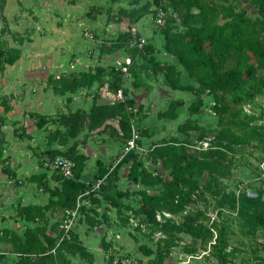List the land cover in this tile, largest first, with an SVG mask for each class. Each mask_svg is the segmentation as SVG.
I'll return each instance as SVG.
<instances>
[{"label": "trees", "instance_id": "obj_1", "mask_svg": "<svg viewBox=\"0 0 264 264\" xmlns=\"http://www.w3.org/2000/svg\"><path fill=\"white\" fill-rule=\"evenodd\" d=\"M183 1L197 8L198 12L186 11L185 18L182 20V26L184 27L182 31H174L176 23L171 18L167 19L168 16H166L163 25L157 26L158 33L164 38L163 50L169 56L175 58L182 71L175 65L158 61L153 56L156 49H154L152 44H145L142 49L131 48L129 42L134 37L131 33H126L121 36V45L107 47L104 50L109 53L116 48H126L130 52L131 64L126 65L124 69L100 65L90 71L62 75L52 80L49 85L52 86L56 94L73 92L82 87L91 88L94 84L98 83L99 87L106 86L107 91L114 95L121 90L124 98L123 101L116 100L111 104L94 103L89 112H84L81 109L63 115L62 124L68 128L67 137L76 138L83 130L93 132L102 129L97 134L105 133L108 128H111L116 133V139L124 147L132 137V121L137 116H140L141 111H143L140 108L138 110L135 109L134 102L126 98L124 75L128 73L133 78L132 84L134 87L148 90L147 84L143 79V73L147 68L165 70V83L174 90H189L191 86H194L192 83L194 82V89L200 94L205 92L221 94L223 101L222 104H219V113L224 118L227 116L238 117L235 122L237 125L251 128L252 122L264 117V115L260 117L245 115L243 110L244 105L254 102L255 99L260 98L263 94V90L257 84L255 76L258 67L264 68V18L253 19L244 11H235L234 6L230 4V0ZM250 1L264 16V0ZM165 2L166 0H153L156 7L152 13V17L155 14V10L159 7H162L166 11ZM4 4H6V0H0V19L2 21V28L0 29L1 73L5 71L7 66H12L19 61L22 56L20 50L11 48L8 40L3 38L9 35L12 38L19 39V34L10 29L8 20L4 14ZM149 14L150 12L146 8H137L130 12L129 16L137 21ZM137 59H140L141 62H137ZM183 75H186L192 82L190 84L183 83L180 79ZM179 101H172L171 104ZM200 105H202V100L199 98L188 107L189 118L178 126L179 129H182L187 123H192L190 119L197 113V108ZM214 106L218 105L214 103ZM5 111L7 112L6 108ZM164 113L162 112L159 115L160 118L168 116ZM215 114H217L216 111ZM45 118L40 116L41 121H38L39 126L46 125L48 121ZM174 118H176V115L172 114L170 119ZM112 120L118 121L117 129L108 124ZM3 121L4 117H0V160L3 155L2 144L4 139L1 132ZM192 124L194 128H200L196 124ZM253 125H256L255 128L259 127L258 129L262 133L264 132V124ZM198 138L200 140L194 143L198 144L200 141L212 139V136L208 134V131L205 132L203 130V133ZM218 138L221 141L227 139L237 143H248L247 139L239 136L233 138L224 131L220 132ZM173 139L158 144L155 150L162 160L164 167L169 170V180H164L163 182L166 188L165 194L162 196L145 195L142 198L144 213L146 214V218L150 220L155 219L156 210L160 207V203L165 204L166 206L163 207L172 213L185 211L194 193L202 191L201 182L206 172L215 166L224 164L226 150L223 148L211 149L212 147L210 146L207 149L191 151L190 146L193 141L188 140V137L180 141H177L175 138ZM262 150L261 162L264 160V146ZM137 153L139 152L131 151L113 168L112 166L110 168L105 166L102 160H98V169L93 176L92 185L98 180H103V185L97 193L89 194L94 197L92 201L96 204L97 209L103 203H106V205L111 209H115L121 215V201L127 196V192L118 188V171L123 164L131 163L128 178L132 183H137L141 174L135 171L142 165V162L134 155ZM43 154L45 155L44 158L48 157L51 160L63 155V157L68 158L74 163L72 177H63L58 172L53 174L55 179L60 183V188L51 191L50 194L53 198L52 202L60 208L63 216L66 210L75 208L80 196V201H85L87 198V196L82 195L90 189V186L89 183L82 180V173L88 158L78 151V143L76 142L66 151L49 149ZM1 164L5 168L3 160ZM5 172L11 173L6 169ZM258 173L260 175L259 171ZM247 177L249 176L245 175V178ZM245 178L239 180L237 185L246 180ZM39 179V183L44 185L42 178ZM44 187L46 186L44 185ZM46 189L48 190V188ZM260 190H257L259 193L257 199H250L245 195H239L242 196L240 213L250 219L255 227H261L264 230V198L260 195ZM171 201H176V205L172 210L169 209ZM33 209V206H29L27 214L33 213ZM94 211V209L87 210L84 202H82L80 214L86 213L88 215L85 216L87 219L85 218L83 221L89 227L98 224L96 222L98 220L96 216L98 213ZM108 211L106 210L107 213ZM104 216L108 220L107 215L105 214ZM104 224L107 226L106 222ZM212 229L217 233L216 244L212 245L213 254L220 264H230V258L234 254L228 251L230 229L224 222L215 221L211 227L188 229L187 233L207 242L213 238ZM38 233L39 230L37 229H28L22 247L13 241L16 252L20 254L17 264H69L71 258L68 257V254L73 257L76 253L86 258L90 264L93 263L95 259L94 255L84 248L74 230L70 232L69 238L60 241L64 235L61 225H57L56 237L50 239L47 245H44L40 241ZM4 234L8 236L9 232L0 230V238ZM16 239L20 241L19 238ZM162 242L163 240H160V243ZM160 243L158 244V248L160 247ZM147 252L153 253L152 250H148ZM161 258L162 255L156 253L154 260H160ZM153 261H150L149 264L154 263ZM107 264H112V261H108Z\"/></svg>", "mask_w": 264, "mask_h": 264}, {"label": "rangeland", "instance_id": "obj_2", "mask_svg": "<svg viewBox=\"0 0 264 264\" xmlns=\"http://www.w3.org/2000/svg\"><path fill=\"white\" fill-rule=\"evenodd\" d=\"M16 1L17 0H14V2ZM27 1L32 4L37 2V0ZM44 1L45 5L47 2L51 4L49 6L50 11L52 5L59 4V2L66 7V11L70 7H68V0H55V2L54 0ZM72 1H77L76 3L78 4L82 2L83 4H80V6L83 16H88L90 19L97 22L94 25L96 27H77L76 24L78 23L76 22L73 33L80 44L85 45V47H93V52L96 51L98 56H101L107 47L117 46L118 44L121 45V36L126 33H131L128 31L127 25L134 24L136 20L129 16L130 12L137 8H146V10L150 12L149 16L146 17L150 19L156 7L153 0H103L99 2L100 7L99 5L96 7L95 4L90 3L93 0H88V2L87 0H69V2ZM164 4L168 16L167 19L171 18L176 23L174 25V31L176 32H180L184 29L182 20L185 18L186 11L198 12L197 8L188 5L187 2L183 0H166ZM230 4L234 6L235 11H244L253 19L264 18L262 12L255 7L250 0H230ZM32 8L33 7L24 9L22 12L18 10V7L16 9L17 13L20 15L25 13L22 16L23 23L28 22L24 24V29L17 31L12 30L10 27L11 31L19 34V39L12 38V36L9 35L3 37L8 40L11 48L20 50L21 53H23L21 48L33 42L34 39L36 22L34 16L35 11H33ZM5 11L4 8V14ZM44 16L46 20H50L49 22H51L52 19H57V17L52 14L44 13ZM11 21L14 26L16 24L18 27H21L19 18L15 19L13 16L11 17ZM8 23L9 26H11L9 21ZM1 28L2 21L0 19V29ZM14 28H16V26ZM158 31L159 30L155 29V33H158ZM40 32L43 34L44 31H39V33ZM133 37L135 38L137 36L133 35ZM162 39L163 49L164 38ZM95 42H98L97 47ZM114 50L124 51L128 55L130 53L126 48H116ZM50 53L51 51L49 53L47 52L46 56ZM46 58L47 57H44L42 63L39 65L44 71H46L49 62ZM95 68L96 67L91 68L88 71ZM160 71L162 74H166L165 70L160 69ZM56 78V75H49L46 80V85L50 86L51 90L53 88L49 84ZM180 79L183 83L190 84V82H192L186 75L181 76ZM255 80L257 84L261 86L263 94L254 101L256 103L254 104L253 111L258 115L251 116L260 117L264 115V68H257ZM192 83L194 86H189L190 89L186 90L187 93H185L184 100H180L175 104H171L172 101H170L169 104L159 112V115L162 114V112L168 115L165 116L166 118H160L164 119L163 121L166 122V124L158 125L155 121L147 124L140 122L144 117V111H141L140 116H137L132 121V125L140 133L139 143L142 151H137L139 153L134 155L142 162V165L135 171L141 175L137 183H132L129 178H126L124 181L125 175L122 173L120 184H123L122 190L127 192V196L121 201V215L118 214L115 209H111L106 203H103V205L97 209L96 204L92 201L94 197L89 195L92 194L93 177L87 178L90 189L86 192H89L85 195L87 196L86 200H81V203L84 202L87 210L90 211L94 209V212L98 213L96 215L98 217V220H96L98 224L92 227H89L86 223L83 224L87 230L93 232L99 231V226L103 225L104 222L107 224V228H105L106 232L105 229H103L104 233H102L101 236L99 235L100 237L93 241V245L90 246V249L97 257L96 259L94 256L95 259L92 264H107L110 260L112 264L115 261L121 264V262L125 260L131 261L134 264H149L150 261L154 260L156 253L162 255V258L160 260H154L152 264H220L213 254V239L205 242L201 238H195L193 235L187 233L188 229L210 227L212 216L215 217L216 215L219 220L224 222L230 229L228 251L234 254V256L230 258V264H264V230L261 227H255L250 219L240 213L242 196L239 195L243 194L240 193L237 195V182L247 175L249 177L242 181L244 186L247 188H255V190L261 189L260 195L264 198V177L260 178V175H258L259 164L261 163L263 153L262 147L264 146V132L262 133L261 130L258 129L259 127L255 128L256 125H253L264 124V121L260 123L261 120H264V117L258 121L252 122L250 125L251 128H247V126L244 125H237L235 122L238 117L227 116L224 118L221 113H219V104H222L223 101L221 94L206 92L200 94L194 89L195 83ZM94 87L95 90H98L96 95L99 96V84H94ZM20 89L21 87L18 89L19 92H21ZM199 98L202 100V105L198 106L197 113L193 115L190 120L200 128H194L192 123H187L182 129H179L178 126L186 122L189 118L188 107ZM214 103L218 106L215 107ZM90 108L91 106L87 105L86 109L79 108L78 110L82 109L84 112H89ZM6 109L8 110V108ZM215 111L217 114L214 113ZM148 112L151 113V111ZM67 114H70V112ZM172 114H175L176 118L170 119ZM63 115L58 114L57 116L59 117L57 119H52L53 124L50 126V129L47 130V138L54 136L56 137V141L57 138H61L60 142H63L62 138L66 136L68 131V128L62 124ZM179 115H183L184 118L178 125L175 119H177ZM1 117H3V115H1ZM35 118L41 121L39 116L32 114L31 119L35 120ZM16 127V132H25V128L20 127V125ZM111 130V128H108L105 133L96 134L95 136L97 139L95 138V140L98 141L100 138L104 139L103 136H105L106 133L110 135ZM203 130H205V132L208 131V134L212 136L211 149L223 148L226 150L224 164L215 166L213 169L206 172L201 182L202 191L194 193L185 211L172 213L163 207L166 206L165 204L160 203V207L156 210L155 219H147L142 205L143 196H162L166 193L163 182L164 180H169V170L164 167L162 160L155 152L157 145L174 140L173 138L180 141L188 137V140L190 139L193 141L190 150H200L197 148L198 144L194 142L200 140L198 137L203 133ZM222 131L227 132L229 136L233 138L239 136L243 139H247L248 143H237L227 139L221 141L218 135ZM107 135L105 137H108ZM88 137L89 135L84 137L81 143H86ZM110 137L114 142L116 141L114 140L115 136ZM67 141L68 138L66 142H64V147L62 148L55 145L56 149L66 151L68 149L66 146ZM115 143L123 148V144L119 141ZM121 154L122 149L117 154V159ZM112 163L113 161H109L107 164H104L110 168L114 166ZM175 205L176 201H171L169 209L172 210ZM106 210H109V212L107 213ZM105 214L108 220L105 219ZM85 216L88 215L86 213L80 214L77 223L79 219L85 220ZM58 218L59 226L63 221L62 212L59 214ZM92 218L94 219V217ZM107 221H109V223H107ZM112 229L114 230L111 231ZM110 231L112 234H110ZM160 240H163V242L160 243ZM80 243L82 245L84 244L82 241H80ZM159 243L160 247L158 248ZM84 248L88 251L87 247L84 246ZM148 250H152L153 253H148ZM70 258L69 264H90L89 261L81 257L79 253H76L75 256Z\"/></svg>", "mask_w": 264, "mask_h": 264}, {"label": "crops", "instance_id": "obj_3", "mask_svg": "<svg viewBox=\"0 0 264 264\" xmlns=\"http://www.w3.org/2000/svg\"><path fill=\"white\" fill-rule=\"evenodd\" d=\"M101 1L103 0H93L90 3L98 7ZM76 2H69L68 0V7H70L67 11L60 2L53 4L50 11L49 6L51 4L47 2L45 5L44 0H37L34 4L27 0H17L16 2L7 0L4 7L5 16L11 23L10 27L16 31L24 29V24L28 23H23L22 16L25 13L23 15L17 13V7L20 12L33 7L36 29L33 42L21 48L23 50L21 59L14 65L7 66L3 73L0 72V117L1 115L4 117L1 125L4 141L2 144L3 155L0 160V230L9 232L8 236L4 234L0 238V264L18 263L20 254L16 252L13 241L22 247L28 229L39 230L38 238L44 245L56 237L58 217L62 211L52 202L53 198L50 192L60 188V183L55 179L53 173L43 168L44 152L49 149H56L55 145L59 148L64 147L63 144L67 138V148L75 142L78 143V151L88 158L82 173V180L87 182V178L95 175L98 169V160H102L105 164L113 161L112 165H115L118 160L117 154L122 149L115 143L118 141L116 137L114 138L115 142L110 137L116 136L113 130H111L110 135L105 134L108 137L103 136L104 139L100 138L98 141L95 140V135L102 129L93 132L83 130L76 138L65 136L62 138L63 142H60L61 138H57L56 141L54 136L47 138V130L53 124L52 119H57L58 114L73 113L79 108L86 109L87 105L92 107L94 103L111 104L116 101V95L108 92L106 86L100 87L99 96L96 95L98 90H95L94 86V88L82 87L73 92L56 94L50 86L46 85L49 75L58 77L86 72L100 65L124 69L126 65L131 64L130 55L124 51L114 50L109 53L104 51L101 56H98L96 51L93 52V47H85L76 40L73 33L76 22L78 23L76 24L77 27H96L94 25L97 23L88 16V18L84 17L80 6L83 3L79 2L80 4H78ZM44 13L55 15L57 19H52L49 22L50 20L45 19ZM13 16L15 19L19 18L21 27L15 24L16 28H14L15 26L11 21ZM151 18L145 16L134 24L127 25L128 31L134 36L145 38L146 45L152 44L156 49L153 56L158 61L175 65L177 68L180 67L175 58L169 56L162 49L163 37L155 33L157 26L153 22V17ZM39 31L44 32L42 34ZM97 43L95 42L96 47ZM50 51L51 53L46 56V53ZM43 56L47 57L46 59L49 61L46 71L39 67L42 59H44ZM137 62H141L140 59H137ZM178 69L182 71L181 67ZM164 78L165 76L160 70L147 68L143 73V79L148 87L146 90L145 88L134 87L133 78L125 73L126 98L134 102L135 109L140 108L144 111V117L140 122L147 124L155 121L158 125H164L166 122L163 121L164 119H160L159 112L170 101L184 100L187 92L172 89L165 83ZM20 87L21 92L18 91ZM5 108H8L6 113ZM32 114L39 116V118L40 116L46 117L48 122L45 126H39L37 118L31 119ZM183 118V115H179L175 122L179 125ZM108 124H111L115 129L118 128L117 120L109 121ZM17 125L25 128V132H16ZM88 135L87 142L81 143L84 137ZM2 160L5 168L2 167ZM130 168L131 163L123 164L119 168L117 185L120 190L123 187V184H120L122 173L125 175V181L128 178ZM5 169L11 173H6ZM39 178H42L46 187L39 183ZM29 206H33L34 209L33 213L27 214ZM83 223H85L83 220H79L74 232L88 251L96 257L90 246L104 233L103 229L107 227L105 224L100 225L99 231L93 232L87 230ZM111 231L110 234H112ZM16 238H19L20 241H17ZM68 257L71 255L68 254Z\"/></svg>", "mask_w": 264, "mask_h": 264}, {"label": "built area", "instance_id": "obj_4", "mask_svg": "<svg viewBox=\"0 0 264 264\" xmlns=\"http://www.w3.org/2000/svg\"><path fill=\"white\" fill-rule=\"evenodd\" d=\"M166 16H167V13L162 7L157 8L155 10V14L153 15V22H154L155 26L163 25L165 22ZM145 44H146V40H145V38H142V37H135L132 40H130V42H129V46L131 48H137V49H142ZM257 99H255V101ZM116 100H120V101L124 100L121 90H119L117 92ZM255 103L256 102H251V103L244 105L243 110H244L245 115H249V116H251V115L257 116L258 115V114H256V112L253 111ZM263 108H264V104H263ZM260 123H263V121H261ZM139 140H140V133L132 125V137L129 140V142L123 147L122 154L118 158V160L114 166L119 164L121 162V160L127 154H129L131 151H142ZM197 146H198L197 148L200 150L201 149L202 150L207 149L211 146V139H206V140L200 141ZM43 168L46 169L47 171H49L50 173L54 174L55 172H58L63 177L70 178L73 176L74 163L71 160H69L68 158L63 157V156H58L53 160H51L50 158L47 157V158L43 159ZM259 172H260V178L264 177V160L259 164ZM102 185H103V180H98L92 186L91 192L97 193L100 190ZM88 193H85L82 196H84ZM240 193H242L243 195H245L246 197H248L250 199H257L259 197V193L257 190H255L253 188L245 187L244 183H239L237 185V195ZM80 198H81V196L79 197V200L77 201L75 208L70 209V210H66L65 213L63 214V221L61 224V229L63 231L64 236H62L60 241L69 238L70 232L74 230V228L77 224V220L80 216V209H81V205H82ZM215 221H218V222L220 221L217 215L215 217L212 216L211 225ZM212 231H213V238H212L213 242H212V244L214 245V244H216L217 233L213 229H212ZM113 264H118V262L115 261ZM121 264H134V263H132L131 261L125 260V261H122Z\"/></svg>", "mask_w": 264, "mask_h": 264}]
</instances>
